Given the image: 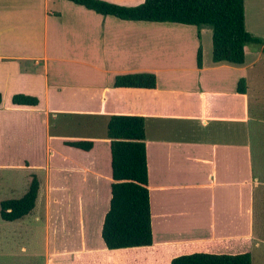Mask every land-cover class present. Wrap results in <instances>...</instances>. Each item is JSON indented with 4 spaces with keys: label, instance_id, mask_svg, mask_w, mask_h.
Masks as SVG:
<instances>
[{
    "label": "crops",
    "instance_id": "obj_1",
    "mask_svg": "<svg viewBox=\"0 0 264 264\" xmlns=\"http://www.w3.org/2000/svg\"><path fill=\"white\" fill-rule=\"evenodd\" d=\"M263 5L244 0L254 36L264 37ZM133 72L154 73L156 88L114 86L116 75ZM0 93V168H18L25 186L32 175L39 181L34 208L10 222L25 228L27 217L43 218L45 264H169L183 253L245 251L252 264L263 238L255 216L264 200V148L253 150L250 128L254 122L261 135L264 43L246 44L241 64L214 62L204 25L124 20L69 0H0ZM17 93L38 104H13ZM112 114L144 117L151 245L108 249L100 236ZM72 121L87 129L58 131ZM77 140L93 146L65 143Z\"/></svg>",
    "mask_w": 264,
    "mask_h": 264
},
{
    "label": "trees",
    "instance_id": "obj_2",
    "mask_svg": "<svg viewBox=\"0 0 264 264\" xmlns=\"http://www.w3.org/2000/svg\"><path fill=\"white\" fill-rule=\"evenodd\" d=\"M102 15L124 20L175 22L210 25L212 28V60L234 64L244 62V47L248 43L263 44L264 37L254 36L245 28L244 0H144L133 6L106 0H69ZM198 36L199 33H198ZM197 66L202 65V47L196 54ZM114 86L120 88L155 89L156 75L152 72L118 74ZM237 92H245V80L237 84ZM2 95L0 93V104ZM17 105H36L35 96L14 94ZM110 140L111 178L108 209L103 216L100 236L108 249L138 247L152 244L150 196L146 161L144 117L112 114L106 124ZM82 150L93 146L91 140L65 142ZM39 181L35 175L27 191L19 198L0 202V216L13 221L28 214L35 206ZM169 264H251L248 251L231 253L192 252L178 254Z\"/></svg>",
    "mask_w": 264,
    "mask_h": 264
},
{
    "label": "rangeland",
    "instance_id": "obj_3",
    "mask_svg": "<svg viewBox=\"0 0 264 264\" xmlns=\"http://www.w3.org/2000/svg\"><path fill=\"white\" fill-rule=\"evenodd\" d=\"M262 15H264V5H263ZM208 27L212 32L210 25H204ZM207 37H205V47L207 46ZM210 50H211V37H210ZM211 52V51H210ZM211 54V53H210ZM209 54V55H210ZM207 56V53H206ZM264 98V96H263ZM264 105V99H263ZM251 114H261L259 110ZM262 116L264 118V106L262 110ZM76 120V119H75ZM77 121V120H76ZM251 122V121H250ZM254 123V122H253ZM251 124V143L253 150L255 146H260L264 148V122L261 125V135H256L254 133L253 125ZM58 131H81L87 129L78 126L74 121L70 122V125L61 124L57 127ZM39 137L42 144L39 146L43 147L44 142V128L39 127ZM20 150V149H19ZM21 153V152H19ZM24 153V152H22ZM35 153V152H33ZM38 153V152H37ZM262 158V152H261ZM263 160H264V150H263ZM39 175L43 174V170H35ZM6 175V177H4ZM4 177V178H3ZM2 179V180H1ZM7 179V181H6ZM7 182L4 187V182ZM9 182V183H8ZM24 175H21L18 172V168H0V201L4 199L19 198L21 197L28 189V186L23 184ZM9 184V186H8ZM3 186V187H2ZM263 202L259 206V210L256 211L255 221L256 227L259 234L263 238H259L262 242H258L261 246L259 249H255L253 252V262L252 264H264V200L258 201V204ZM40 207V203L37 204L35 211L37 212ZM34 212L31 216H33ZM42 212V211H41ZM31 217H27L26 223L27 226L18 227L15 222L5 221L0 216V264H45V248H44V220L43 218L40 221L34 222L30 220Z\"/></svg>",
    "mask_w": 264,
    "mask_h": 264
}]
</instances>
